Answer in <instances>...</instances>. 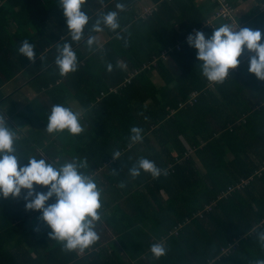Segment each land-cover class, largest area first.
<instances>
[{"label": "trees", "instance_id": "1", "mask_svg": "<svg viewBox=\"0 0 264 264\" xmlns=\"http://www.w3.org/2000/svg\"><path fill=\"white\" fill-rule=\"evenodd\" d=\"M4 1L5 4L0 7V44L2 45L0 58L5 56L8 59L7 63L0 62V114L8 117L9 125L16 132L14 147L17 149V154L25 164L30 157H35L44 158L46 162L59 167L67 162L66 157L61 153L62 150H66L67 155L83 161L80 149L76 150V147L66 145L68 142L73 143L69 139L67 130L52 134L43 132L37 128L35 122L17 121L15 111L8 110L5 105L9 104V108H15L19 102L14 96L25 86H30L37 94L35 99L27 102L24 112L29 114L34 110L33 116L38 115L39 120L41 119L40 121L47 127L48 116L52 107L58 104L60 94L58 86L60 73L55 64L56 45L70 43L77 55L82 52V47L86 44L71 41L63 10L59 7V0ZM140 1L142 0H103L101 4L99 0H86L82 5V11L86 12L90 20L85 34L87 35L91 25L101 13L117 11V3L125 5V10L118 15L120 28L116 32L106 27L103 30L112 37L101 52L104 58L103 75H110L113 69H117L121 79L120 81L118 79L117 88L101 93L103 95L100 101L101 103L107 101L126 87L134 88L139 77H146L150 70L161 74L166 84L165 88L159 90L146 87L147 96L141 99V105L144 107L147 101L154 103L146 109L151 115L147 111L140 115L136 108L135 114L131 117L137 119L136 125L142 129L141 135L144 140L151 139L153 134L159 133L163 151H159L161 152L159 156H155L158 160L155 164L167 174L162 172L154 183L160 185V188L162 186L169 188L173 183L178 185L180 196L171 195V197H180L181 207L177 209L164 206L158 199L159 207L152 209V218L147 222L151 224L142 226L141 224L145 222L139 221V218L141 213L143 216L145 214L142 209L140 211L137 208H140L143 202L144 205L153 206L138 188L146 186L152 189L148 184L151 175H148L145 181L138 180L135 184L128 182L129 178L126 174L117 175L112 178L115 183L129 185L128 189L124 187V192L128 191L129 194L134 188L137 189L132 196V204L130 206L126 204L130 199L128 195L114 192L111 198H116V201L109 205L112 208L109 215L99 211L102 220L96 222L95 228L99 239L84 252L79 250L69 252L63 249L62 242L49 238L51 229L38 219L40 212L26 211L23 198L26 190H22L21 197L15 200L0 197V264H255L256 260L264 259V246H261L258 240V233L264 231V193L258 194L260 185L264 189V169L259 170L249 154L251 153L249 150L256 151V155L261 154V158L264 159V81L257 83L255 81L257 78L249 73L248 68H240L245 52L239 58L237 70H230L229 76L223 83H210L202 75L199 67L201 62L197 60V50L187 44V37L195 31H202L206 38L211 37L214 28L209 27L207 22L217 8L211 0L203 3L199 0H150L155 4V8L152 11L148 10L145 13L147 15L136 12L135 8ZM227 1L235 9L237 4L233 0ZM263 5L264 0H260V3L249 12L238 16L244 28L261 31L262 43H264ZM17 6L21 9L18 12ZM30 12L38 18L49 16L56 31L54 33L48 30L47 34L44 32V26L37 25L41 35L35 36L33 41L37 44L34 50V63L19 53L18 45H15L12 38L24 40L18 35L9 34L8 28L13 22L28 24L26 14ZM222 24L213 22L215 27ZM117 33L122 37L121 39H117ZM99 34L92 33L95 36ZM51 45L52 48L49 49ZM42 54L45 55L41 56ZM85 54L79 55L85 57ZM119 58L130 60L133 63V70L140 71L138 77L134 78L137 75L134 76L130 84H126L128 75L118 65ZM171 61H174L180 69V75L174 76L171 73L169 68ZM153 62L155 63L152 64ZM109 64L112 65L111 71L108 70ZM20 71L24 72L22 77L29 78V82L20 83L14 79L12 85L13 78ZM90 72L94 75L91 77V84L94 85L97 82L95 79L100 81L101 76L97 74L95 78V72ZM75 74L77 71L73 76ZM242 75L244 78L241 77ZM45 77L49 79L46 85L42 83ZM211 85L215 87V92L210 89ZM12 86L18 88L11 93ZM238 91H241L245 97L241 99ZM195 93L198 94L196 102H199L200 98L204 99L205 95L217 93L221 95V100L218 99L221 101V106H228L234 112L239 104L243 106L241 114L235 117L242 115L243 128L247 130L245 137L240 140L242 145L238 147V150L243 151L242 156H238L242 158V163L230 161L233 171H238L242 178L222 179L208 175L207 181L201 179L199 169L203 171L201 168L203 163L196 165L195 161L186 156L185 147L167 133L166 127L177 120V116L172 114L173 110L178 111L181 108L180 113H182L185 111L184 106L195 104L196 102L190 103L191 96ZM97 98L98 95L92 98L93 100H87V106H92L98 101ZM246 99L253 101L247 104ZM158 105L161 106L159 107L161 111L153 112ZM198 107L199 104H196V108ZM100 111L102 112L101 109ZM99 116L101 117L99 123L91 125L93 130L104 124L102 119H108L111 123L110 125L107 123L104 129L99 130L97 137L100 142L95 139L94 143L85 147L87 163L92 162L93 167L88 166L84 171L91 175H94V171L100 166H103L104 170H110L116 168L113 166L124 165L125 150L132 144L130 130H127L128 124L131 121L135 122L127 118V113L116 114L115 120L109 115ZM185 129H188L187 124L181 131ZM163 132L165 135L160 134ZM229 132L228 130L227 134ZM108 134L114 136L115 140L107 139V148L103 149L102 143L108 138L106 137ZM50 137L59 140L61 146L51 143ZM169 143L174 144L172 146L174 148L178 146L176 155H173L168 148ZM247 148L250 149L246 150ZM121 150L123 153L119 159L110 162L113 153L122 152ZM34 188L36 191H47L43 186L34 185ZM228 188L234 190L228 193ZM124 197H127L125 201ZM54 202L53 198L48 203ZM168 217L173 221H167L170 220ZM139 222L142 223L138 224ZM160 239L162 242L159 241ZM154 243H163L167 249L166 255L159 258L160 263L153 262L150 257L147 259L143 257Z\"/></svg>", "mask_w": 264, "mask_h": 264}, {"label": "crops", "instance_id": "2", "mask_svg": "<svg viewBox=\"0 0 264 264\" xmlns=\"http://www.w3.org/2000/svg\"><path fill=\"white\" fill-rule=\"evenodd\" d=\"M206 0H199L200 3L205 2ZM237 5L235 6V10L237 12V15L240 17L244 15L245 13L249 12L251 8L257 6L258 3H260V0H233ZM5 4L4 0L0 1V7ZM155 8V4L150 0H142L138 3L136 9V12L138 14L147 15L145 14L148 10L152 11ZM17 12L20 9L19 6L16 8ZM32 10V8H31ZM262 12L264 13V5L262 7ZM28 17V24H19L18 22H11V27L9 28V34L18 35V37L23 38V40H28L29 43L34 44V50L37 48V44L33 42L35 40V36H40L37 25L40 27L44 26V32L48 34V30H51V32H56L54 28V24L52 22V19L44 15L41 18H38L34 16V13L26 14ZM211 15V14H210ZM209 20V19H208ZM54 28V29H53ZM97 37V43L93 46L94 50L89 51L86 45L82 47V53H86L85 57L77 54L78 59V68H77V74L73 76L75 72H71L67 74L66 76L59 75V87H60V94L58 98V104H61L65 107L71 108L74 112H78L80 114L79 122L81 123V126L83 127L84 131L76 136L69 134V139L73 141V143L68 142L66 145H69V147H76L77 149H80L82 151L81 158L83 160L88 161L87 153L85 151L86 146H90L92 143L95 142V139L99 140V130L104 129L106 124L110 125V121L108 119H102L104 120V124L100 125L97 130H93L91 125L94 123L95 125L99 123L100 120V114H105L111 116L113 120L116 118V114L120 113H127V118H131L134 121H131V123L128 124V129L131 130L132 127H137V119L134 117H131L132 114H135L134 111L136 108H138V112L140 115H143L146 111L148 113V107L152 103V101H147L144 105L145 107L141 105V99L143 96H147L146 89L147 88H157V89H163L165 88L166 84L161 76V74L158 73V71H152L150 70L149 73L146 75V77H139L138 81L135 82L134 88H128L122 89L119 91V93L113 97L108 98L107 101H104L101 103V97L103 94L106 93L110 89L117 88V82L118 79L120 81V73H118L117 69H113L112 73H109L110 75H103V64H104V58L101 55V52L104 51L106 43H108L111 40L110 34L105 30L101 32ZM15 42V45L21 46L23 41H19L18 39L12 38ZM62 39V38H61ZM0 48H2V45L0 44ZM5 48V47H4ZM49 49L52 48V45L48 47ZM45 47V49H48ZM45 54H42L43 56ZM249 54L245 51V56H242L240 68H249ZM16 57V56H15ZM5 56L0 58V62L7 63V59ZM47 61V60H46ZM132 62L130 60H125V58H119L118 59V65L120 68L123 69L124 73L129 75V73L133 72L134 68L132 67ZM169 68L171 70V73L174 74V76L180 75V69L175 64L174 61H171L169 63ZM87 69V70H85ZM137 69V68H136ZM83 70V72L81 71ZM237 70V68H236ZM79 71L81 73L79 74ZM95 72V78L96 75H100L101 79H95V84H91V77L94 75L91 74ZM234 71V70H233ZM101 72V73H100ZM24 72H19L15 75V78H13V81L11 84L16 81L20 83L29 82V78L27 76L22 77V74ZM60 73V72H58ZM125 76V75H124ZM123 76V77H124ZM138 75L134 78H137ZM242 78L243 75L241 76ZM46 78V77H45ZM89 78V79H88ZM100 78V77H99ZM15 79V81H14ZM49 79H43L42 83L45 85L48 83ZM90 84H88L89 82ZM255 81L261 82L258 79H255ZM84 82V83H83ZM134 82V79H133ZM51 84V82H49ZM147 87V88H146ZM18 87L12 86V91H16ZM146 88V89H145ZM9 89V88H8ZM210 89L215 92L216 89L213 85L210 86ZM210 90V91H211ZM101 91V92H100ZM9 93V91H7ZM246 92V91H244ZM62 93V94H61ZM239 96H244L241 91H238ZM36 92L30 87L25 86L24 89L19 90L18 94L14 96L17 102H19V105L15 108H9V104H6L5 107L8 108V110L13 109L15 111L14 115L16 116L17 121H23V120H29V122H35L37 128L39 130H42L43 132L46 131V126L44 123H42L39 120V117L33 116L34 110L32 112L25 113V105L27 102L32 101L36 97ZM116 94V93H115ZM10 95V94H9ZM98 95V101L95 102L92 106H87L86 102L87 100H93ZM201 95H199L200 98ZM245 97V96H244ZM93 98V99H92ZM221 100V95L214 93V95H205V98L199 99V102H196L193 105L184 106V112L180 113L182 110L181 108L178 111L172 112V114H175V117L177 116V120L174 123H171V125H168L166 127L167 133L173 136L174 139H177V141L180 143V145H183L186 149V156L190 157L193 161L196 162V165L203 163L202 170L200 171L201 179H204L207 181L206 178H208V175H211V177L216 178H240L241 176L238 174V171H233V169L230 166V161H238L242 163V158L238 156H242L243 151L238 150L242 145V137H245V134L247 130L243 128V122L244 118L242 115L238 118H235L237 115H240L243 109V106L239 104L238 109L234 112L233 110L229 109L228 106L223 107L220 105L219 100ZM246 103L249 104L252 99H246ZM100 102V103H99ZM99 104V105H98ZM196 104H199V107L196 108ZM119 105V107H116ZM195 105V106H194ZM97 106V107H96ZM144 107V108H143ZM161 106H155L157 110L153 109V112L161 111L159 110ZM142 108V109H141ZM102 110V112L100 111ZM133 112V113H132ZM131 113V114H129ZM13 114V113H12ZM28 114V116H26ZM149 114V113H148ZM151 115V113L149 114ZM144 117V116H143ZM98 122V123H97ZM187 124L188 129H185L183 132L181 131L182 128L185 127ZM140 128V127H139ZM158 129H160V125H158ZM111 131V129H109ZM230 131L227 134V131ZM169 131V132H168ZM25 132V130H24ZM113 133V131H111ZM110 133V134H111ZM131 136V131H129ZM108 134L105 140H103L102 148L106 147V141L107 139L115 140L114 136H111ZM160 134H164L160 133ZM105 138V137H104ZM52 140L51 143H56L57 145L61 146L59 143V140L54 139L53 137H50ZM94 140V142H93ZM120 140V138H118ZM121 141V140H120ZM161 138L158 134H153L151 136V139L144 140L142 139V142L133 143L128 146L125 150V163L121 166H113L116 168L113 169H103V166L98 167L94 171L93 177L96 178V183L99 189H102L101 193V209L98 211L107 213L109 215V211L112 209L109 207V205L116 201V198H111L112 194L115 192L117 194L122 195L123 193L125 195H128L130 197L129 201L126 202L129 206L132 204V196L134 195L135 191L137 190L134 188L132 191L124 192V187L121 188V183H115V181L112 178H115L118 176L125 175L129 178L128 182L130 184H135L136 181L140 180V182L145 181V179L148 177V173L143 172L141 170V175L135 179H133L129 175L130 168L137 162L138 159L141 157L147 158L151 161L158 162L157 159H155V156H159V151H163V144H161ZM121 144V142H120ZM174 145V144H173ZM172 144H168V148L171 150L173 155H176L177 148L172 147ZM179 145V144H177ZM107 148V147H106ZM241 149V148H240ZM250 148H247L246 150H249ZM114 151V150H112ZM120 151V150H119ZM121 154L123 153V150H121ZM251 157L253 158L252 161H254V165H257L260 169H264V159L261 158V154L258 156L256 155V151H251ZM63 156L66 157L67 162H71L72 160H78L75 159L71 155L66 154V150H62L61 152ZM61 154V155H62ZM158 158V157H157ZM241 158V159H238ZM70 159V160H69ZM101 160L102 157H100ZM98 159V160H100ZM62 160V159H61ZM113 161V158H110V162ZM98 163V162H97ZM89 167H93L92 162L87 163ZM212 164V165H211ZM62 165V164H61ZM157 165V164H156ZM158 166V165H157ZM198 168V167H197ZM113 170L117 172L116 175L113 174ZM242 178V177H241ZM152 176L150 177L149 183L151 185L152 189L146 188V186H141L138 188L140 192L144 194V197L146 200H148L153 207H150L148 205H143L140 208H137L141 211L143 210L145 216L140 214L139 221H144L145 223L141 224L142 222H139L138 224L149 225L151 223H147L148 220H151L152 218V209L155 207H159L158 205V199L162 202L164 206H171L172 208L179 209L181 207V199L178 196H172L171 195H179V187L176 184H172L171 187L166 188L165 186L159 187L160 185H157L154 183L155 180ZM241 180V179H240ZM126 183V182H125ZM154 183V184H153ZM125 188L128 189L129 185H125ZM264 193V189L259 186L258 194ZM116 194V195H117ZM127 196V197H128ZM180 196V195H179ZM127 197H124L123 200L127 199ZM167 201V203H166ZM113 206V205H112ZM188 208V207H186ZM165 216V215H164ZM143 217V218H142ZM131 218V216H130ZM170 219V217H168ZM132 219V218H131ZM167 220V221H171ZM173 221V220H172ZM175 230H173L174 232ZM161 241V239L159 240ZM162 242V241H161ZM144 258L147 259V257H150L153 259V262L160 263L159 259L155 258L151 251H149L147 254L143 255Z\"/></svg>", "mask_w": 264, "mask_h": 264}, {"label": "clouds", "instance_id": "3", "mask_svg": "<svg viewBox=\"0 0 264 264\" xmlns=\"http://www.w3.org/2000/svg\"><path fill=\"white\" fill-rule=\"evenodd\" d=\"M99 2L103 4V0ZM85 3L86 0H59V7L63 10L71 41L84 42L89 51H93L97 37L92 33H101L105 27L116 32L120 28L118 15L125 10V5L117 3V11L101 13L86 35L85 29L90 17L82 11ZM236 29L230 24H222L214 28L209 38L202 31H195L187 37V44L197 50L202 75L210 83H223L229 71L238 67L239 58L245 51L249 54V73L259 81H264V43L261 42V31ZM121 38L117 33V39ZM34 47L28 40H24L19 53L34 63ZM56 51L55 64L61 76L77 71L78 59L70 43H58ZM108 70H112L111 64ZM79 119L78 112L56 104L48 116L46 131L52 134L67 130L73 136L79 135L84 131ZM130 131L133 144L142 142L141 128L132 127ZM15 140L16 132L9 125L8 117L0 114V197L15 200L21 197L22 190H26L23 194L25 209L41 213L38 219L51 229L49 238L62 242L65 251L84 252L99 239L95 228L96 222L102 220V214L98 211L101 209L102 189L98 188L93 175L84 171L88 169L87 161L72 160L57 167L44 158L30 157L25 164L14 147ZM120 156L121 153L115 151L112 158L117 160ZM141 170L154 179L159 178L162 172L167 174L154 161L143 157L130 168L129 175L135 179L141 175ZM113 174L117 172L113 170ZM34 185L43 186L47 191H36ZM120 187H125V184L121 183ZM53 198L55 202L49 204ZM258 240L264 246V231L258 233ZM150 251L157 259L167 253L163 243L152 244ZM255 264H264V259L256 260Z\"/></svg>", "mask_w": 264, "mask_h": 264}, {"label": "built area", "instance_id": "4", "mask_svg": "<svg viewBox=\"0 0 264 264\" xmlns=\"http://www.w3.org/2000/svg\"><path fill=\"white\" fill-rule=\"evenodd\" d=\"M212 2L217 5V8L214 14H212V16L209 18L207 22V25L209 27L217 28L215 27V25H213V22L217 21L223 24H230L234 28L237 27L236 29L237 31L240 28H244L243 23H241V21L238 20L239 18H238L236 10L229 4L227 0H212ZM154 63L155 62H153L152 64ZM139 73L140 71L138 69L135 70L134 72L129 73L128 78L126 79V84H130L132 82V78ZM197 97H198L197 93L193 94L191 96L190 103L196 102ZM233 190H234L233 188H228L227 192L230 193Z\"/></svg>", "mask_w": 264, "mask_h": 264}]
</instances>
